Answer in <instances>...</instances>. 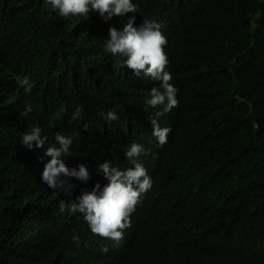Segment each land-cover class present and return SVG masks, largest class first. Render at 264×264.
<instances>
[{"label": "trees", "instance_id": "1", "mask_svg": "<svg viewBox=\"0 0 264 264\" xmlns=\"http://www.w3.org/2000/svg\"><path fill=\"white\" fill-rule=\"evenodd\" d=\"M133 2L134 27L164 25L179 89L178 107L160 118L172 129L163 147L145 103L158 85L103 50L108 29L122 30L133 14L64 20L44 0H0V264H264V0ZM109 110L119 117L112 125ZM33 124L46 147L57 133L73 138L65 163L85 164L91 179H73L71 197L41 183L43 149L19 143ZM132 142L150 151L142 160L153 165V188L123 238L108 241L60 203L106 184L104 160L130 167L123 153Z\"/></svg>", "mask_w": 264, "mask_h": 264}, {"label": "clouds", "instance_id": "2", "mask_svg": "<svg viewBox=\"0 0 264 264\" xmlns=\"http://www.w3.org/2000/svg\"><path fill=\"white\" fill-rule=\"evenodd\" d=\"M60 18L64 20H88L90 14L96 13L105 22L113 17H123L131 13L122 30L115 27L108 29L107 38L103 41V50L112 57L123 59L125 68L136 79L148 78L158 85L149 91L145 103L154 109L150 117L151 136L159 147L168 143L170 127H162L160 118L178 107L179 89L175 86L169 70V59L165 52L168 39L162 29L164 25L153 20H143L135 26L139 9L133 0H44ZM25 93H31L35 84L25 76L20 80ZM31 104L25 105L24 115L32 113ZM82 109H77L73 119H78ZM106 124L112 125L119 120L115 111L109 110L102 114ZM54 128L53 123L48 124ZM39 124H33L20 134V144L26 150L43 149L40 181L53 193L58 191L71 197L75 187L74 179L80 184H87L91 179L88 167L81 163L76 167H68L65 157H70L73 138L62 133L55 135L56 144L47 146L48 136ZM124 157L131 165L125 169L113 166L112 161L104 160L97 165V172L107 181L101 186L94 184L92 190L82 191L74 200L60 203V210H67L70 215H81L90 232L108 241H119L126 229L131 227V217L136 207L142 202L145 194L153 188V180L148 174L153 165L145 167L142 158L150 155L142 143L132 142L124 150ZM46 159V162H44ZM107 252V248L103 250Z\"/></svg>", "mask_w": 264, "mask_h": 264}]
</instances>
